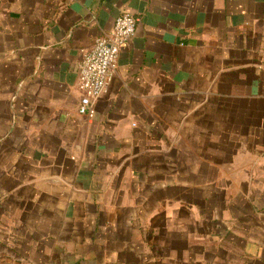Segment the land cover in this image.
I'll return each instance as SVG.
<instances>
[{
  "label": "crops",
  "instance_id": "obj_1",
  "mask_svg": "<svg viewBox=\"0 0 264 264\" xmlns=\"http://www.w3.org/2000/svg\"><path fill=\"white\" fill-rule=\"evenodd\" d=\"M0 264H264V0H0Z\"/></svg>",
  "mask_w": 264,
  "mask_h": 264
},
{
  "label": "built area",
  "instance_id": "obj_2",
  "mask_svg": "<svg viewBox=\"0 0 264 264\" xmlns=\"http://www.w3.org/2000/svg\"><path fill=\"white\" fill-rule=\"evenodd\" d=\"M137 22L130 13L116 18L112 32L99 38L80 64L79 80L82 97L77 108L80 116L93 119L96 104L108 92L117 70L122 49L135 36Z\"/></svg>",
  "mask_w": 264,
  "mask_h": 264
}]
</instances>
